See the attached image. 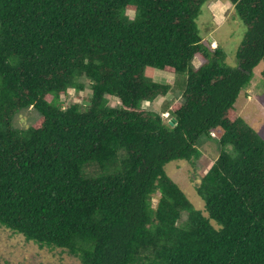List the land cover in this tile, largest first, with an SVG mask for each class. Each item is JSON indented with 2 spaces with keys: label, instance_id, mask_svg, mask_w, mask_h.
<instances>
[{
  "label": "trees",
  "instance_id": "trees-1",
  "mask_svg": "<svg viewBox=\"0 0 264 264\" xmlns=\"http://www.w3.org/2000/svg\"><path fill=\"white\" fill-rule=\"evenodd\" d=\"M208 1L0 0L1 227L81 264H264V138L236 112L264 61V0H227L247 28L235 68L201 35ZM147 68L180 78L174 125L143 108L172 90ZM85 80L87 103L65 107ZM211 132L201 212L165 166L195 168Z\"/></svg>",
  "mask_w": 264,
  "mask_h": 264
},
{
  "label": "rangeland",
  "instance_id": "rangeland-1",
  "mask_svg": "<svg viewBox=\"0 0 264 264\" xmlns=\"http://www.w3.org/2000/svg\"><path fill=\"white\" fill-rule=\"evenodd\" d=\"M128 15L133 18L134 12L128 11ZM197 24L203 39L209 41L212 48H223L227 56V64L233 68L237 67V50L246 35L247 28L235 13L231 3L227 0H209L202 8ZM201 63L198 58L194 59L195 67ZM145 75L152 81L172 86L171 92L166 97H160L151 103H143L144 109L161 114L164 122L169 124L173 120L171 106L182 100V93L178 91L180 78L154 68H147ZM84 84L83 91L70 89L61 96V102L65 107L72 103H87L91 95V84L87 80ZM108 99L112 107L119 106L117 99L112 97ZM236 112L264 138V61L254 69L250 85L241 91L236 103ZM38 117V112L29 108L16 116L14 127L27 128ZM215 135L217 133L213 132L212 139L200 140L202 156L195 162V168L183 160H175L165 166L167 175L183 190L195 209L201 212H204L205 205L195 189L218 155L219 142ZM157 202L158 198L154 197V206ZM185 218L186 215L183 219ZM0 264H81V262L66 251L40 248L33 242H27L23 236L0 226Z\"/></svg>",
  "mask_w": 264,
  "mask_h": 264
},
{
  "label": "water",
  "instance_id": "water-1",
  "mask_svg": "<svg viewBox=\"0 0 264 264\" xmlns=\"http://www.w3.org/2000/svg\"><path fill=\"white\" fill-rule=\"evenodd\" d=\"M175 122H176V120L173 119V120L170 122V124H171V125H174Z\"/></svg>",
  "mask_w": 264,
  "mask_h": 264
},
{
  "label": "clouds",
  "instance_id": "clouds-1",
  "mask_svg": "<svg viewBox=\"0 0 264 264\" xmlns=\"http://www.w3.org/2000/svg\"><path fill=\"white\" fill-rule=\"evenodd\" d=\"M214 49H216V48H214ZM212 133H213V132H211V135H212ZM214 133H215V132H214Z\"/></svg>",
  "mask_w": 264,
  "mask_h": 264
}]
</instances>
